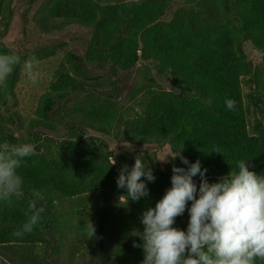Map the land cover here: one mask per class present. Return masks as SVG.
Masks as SVG:
<instances>
[{
    "label": "trees",
    "instance_id": "16d2710c",
    "mask_svg": "<svg viewBox=\"0 0 264 264\" xmlns=\"http://www.w3.org/2000/svg\"><path fill=\"white\" fill-rule=\"evenodd\" d=\"M12 1L0 0V24L7 27ZM170 1L46 0L39 9L43 31L57 23L82 28L76 39L86 51L42 46L30 54L37 68L45 64L39 83L18 85L26 74L17 67L0 89V143L36 145L19 169L23 195L0 203V252L7 255L0 264H141L143 248L134 246L141 238L109 202L122 168L112 164L117 145L130 157L123 166L131 169L139 156L156 176L149 195L134 203L140 217L171 187L173 165L187 167L179 157L162 160L177 150L191 162L199 159L210 182L240 159L264 173V0H207L212 11L196 22L186 13L162 20ZM9 50L0 44V52ZM146 60L155 62V73L139 65ZM135 68L134 89L122 87L119 72ZM142 94L138 112L131 104ZM228 98L237 102L235 111L227 110ZM116 126L118 144L109 141ZM194 179L199 185L200 177ZM33 190L45 197L44 219L17 238L12 233L27 218ZM188 219L186 210L175 226L186 229ZM90 220L96 235L89 239L84 225ZM143 229L140 221L136 230ZM128 236L134 248L125 244Z\"/></svg>",
    "mask_w": 264,
    "mask_h": 264
},
{
    "label": "clouds",
    "instance_id": "9594fccd",
    "mask_svg": "<svg viewBox=\"0 0 264 264\" xmlns=\"http://www.w3.org/2000/svg\"><path fill=\"white\" fill-rule=\"evenodd\" d=\"M39 61L32 55L22 61L15 50L0 52V89L7 85L17 67L27 75L31 84L41 79ZM225 106L235 111L237 102L228 98ZM213 151L221 152L218 148ZM222 153V152H221ZM36 154L31 142L10 146L0 143V203L11 204L24 191V178L19 172L27 158ZM179 157L183 165H173L171 187L157 201L154 208L141 217V238L144 259L141 264H264V173L257 174L247 163L237 161L235 168L216 181L210 182L197 159L191 162L182 150L169 153L165 161ZM114 160L112 164H115ZM111 164V165H112ZM200 177L199 185L195 177ZM156 176L145 159L136 158L131 169L122 166L117 176V187L126 189L120 197L127 203L149 195L148 183ZM45 197L33 190L28 202L27 218L12 233L17 238L32 234L44 219ZM189 202L190 206H189ZM188 212L187 227L175 226L176 218ZM88 238L96 235V226L85 223Z\"/></svg>",
    "mask_w": 264,
    "mask_h": 264
},
{
    "label": "rangeland",
    "instance_id": "374dc122",
    "mask_svg": "<svg viewBox=\"0 0 264 264\" xmlns=\"http://www.w3.org/2000/svg\"><path fill=\"white\" fill-rule=\"evenodd\" d=\"M169 1V0H166ZM207 0H171L168 2V6L165 8L163 15L161 17L164 21H170L172 20L177 14H183L186 13L190 20H194L196 22L197 17H206L209 12L212 11L211 5L206 6ZM34 2V3H33ZM46 2V0H34L31 4L27 2V0H22L21 4H17L15 0L12 1V13L7 15V21H8V27L5 24H0V44L4 45L7 48L16 50L17 52H21L23 56H30V54L42 46L50 45L51 43H61L63 44V48H61L62 52H67V50H71L77 54H84L85 48L79 42H77V36H83L82 28H80L77 24L76 25H70L68 27H62L59 26L60 23H57L58 28H53L49 31H43L41 28L43 26H39V24L36 22L37 15L39 13V9L42 7V5ZM29 8V12H27V19L23 17V13L26 10V5ZM103 4V3H102ZM211 9V10H210ZM25 14V13H24ZM25 20V21H24ZM202 19H198V21H201ZM6 21V22H7ZM27 21V22H26ZM56 21V20H55ZM62 27V28H61ZM80 29H79V28ZM75 28V29H74ZM85 34V33H84ZM72 36V37H71ZM57 55V54H56ZM60 55V54H59ZM29 58V57H28ZM26 60V59H22ZM146 63H143L142 61L139 62V65L142 64L141 67L148 68L153 70V73L156 72L157 65L154 61L146 60ZM39 65V63H38ZM37 65V66H38ZM45 64H41L37 70L41 72V67ZM104 68H108V65ZM141 69V68H140ZM135 71H131V73H126L123 71L119 72V75L121 77L122 87H130L134 89L135 82L137 80V74L136 68ZM144 74V73H143ZM142 76H146V73ZM162 85L165 87L167 86L166 81L162 78H160ZM18 85H22L25 88L28 86H31V82L28 80L27 75L24 81H21L18 83ZM108 88V87H107ZM106 88V89H107ZM126 91V90H125ZM144 92V91H143ZM134 93H129V97H133ZM146 95H138L137 98L134 99V102L131 104L132 107L137 108L138 112L143 111V105L144 101H146ZM141 98V99H140ZM118 102V101H117ZM121 127H114V129L111 130L112 136L109 138V141L116 142V135L120 134ZM117 143V142H116ZM118 144V143H117ZM116 147L117 157L115 163V166L119 165V169L123 166L124 163H126L130 157L127 158V156H122L120 153V149ZM125 157V158H124ZM119 163V164H118ZM116 183V181H115ZM119 188H115L112 190L111 199L109 202L110 205H113L112 208L115 210L116 208H119L122 210L123 214L127 215V222L129 221V229L130 230H136L137 224L141 221V217L139 214V211H136L134 209V203L135 201L129 200L126 205V202L123 198L120 197L124 195L123 193H120L118 195L117 191ZM124 190V189H123ZM125 191V190H124ZM106 197L103 199L104 203L106 204ZM111 207V206H110ZM132 209V211L130 210ZM112 209V210H113ZM129 209L133 216L131 217L128 214ZM130 216V217H129ZM137 231V230H136ZM123 238V236H122ZM131 237L128 236L127 241L125 244L129 248H134L130 245ZM3 253V252H2ZM0 252V259H3L6 261L7 255L4 253L2 254ZM6 256V257H5ZM3 262V261H2ZM11 262V261H10ZM8 263V262H7ZM259 264V263H257Z\"/></svg>",
    "mask_w": 264,
    "mask_h": 264
},
{
    "label": "water",
    "instance_id": "95a60500",
    "mask_svg": "<svg viewBox=\"0 0 264 264\" xmlns=\"http://www.w3.org/2000/svg\"><path fill=\"white\" fill-rule=\"evenodd\" d=\"M113 162V161H112ZM115 165V164H114Z\"/></svg>",
    "mask_w": 264,
    "mask_h": 264
}]
</instances>
